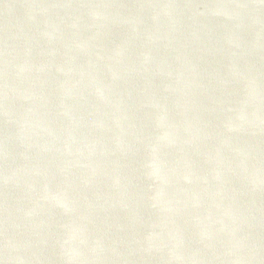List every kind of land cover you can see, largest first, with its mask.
<instances>
[{"label":"water","instance_id":"95a60500","mask_svg":"<svg viewBox=\"0 0 264 264\" xmlns=\"http://www.w3.org/2000/svg\"><path fill=\"white\" fill-rule=\"evenodd\" d=\"M0 264H264V0H0Z\"/></svg>","mask_w":264,"mask_h":264}]
</instances>
